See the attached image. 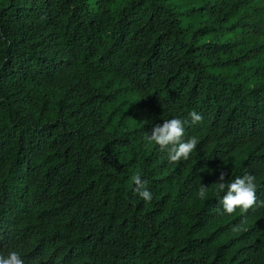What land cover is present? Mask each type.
Returning <instances> with one entry per match:
<instances>
[{"label": "trees", "instance_id": "obj_1", "mask_svg": "<svg viewBox=\"0 0 264 264\" xmlns=\"http://www.w3.org/2000/svg\"><path fill=\"white\" fill-rule=\"evenodd\" d=\"M247 7L0 0V255L264 264V207L228 215L215 192L222 171L225 184L251 174L264 200V41L250 46ZM263 24L258 13L254 25ZM192 111L202 121L192 123ZM172 118L199 140L187 161L147 143Z\"/></svg>", "mask_w": 264, "mask_h": 264}, {"label": "clouds", "instance_id": "obj_2", "mask_svg": "<svg viewBox=\"0 0 264 264\" xmlns=\"http://www.w3.org/2000/svg\"><path fill=\"white\" fill-rule=\"evenodd\" d=\"M192 123L202 121L203 117L197 112L189 113ZM155 143L161 150L168 153L169 162L179 163L187 161L196 149L199 140L196 136L185 139V121L179 118L165 119L162 124H156L147 137V143ZM226 172H221L217 181L216 195L220 197L223 193L221 203L226 214L232 215L237 209L242 213H247L250 209L264 207V200L257 203L255 177L245 174L236 177L230 184H225ZM135 184V191L145 201L150 203L153 199L152 192L147 188V182L140 174L132 177ZM207 186L202 185L198 190L201 199L207 197ZM0 264H24L23 259L17 251H10L8 256L0 255Z\"/></svg>", "mask_w": 264, "mask_h": 264}, {"label": "rangeland", "instance_id": "obj_3", "mask_svg": "<svg viewBox=\"0 0 264 264\" xmlns=\"http://www.w3.org/2000/svg\"><path fill=\"white\" fill-rule=\"evenodd\" d=\"M247 5L248 7L245 9L244 20L249 23L246 27H249L253 34V40L250 42V46L254 47L264 41V24L262 26L254 25L257 14L264 13V0H247ZM240 160L241 158L239 155L230 158L227 161L226 170L229 172L233 171Z\"/></svg>", "mask_w": 264, "mask_h": 264}]
</instances>
